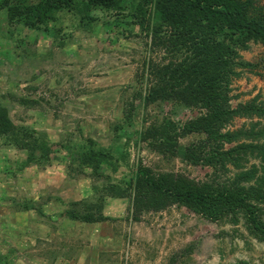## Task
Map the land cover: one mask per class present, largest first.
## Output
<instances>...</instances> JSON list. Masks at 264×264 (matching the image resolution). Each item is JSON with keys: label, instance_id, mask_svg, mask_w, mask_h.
Returning <instances> with one entry per match:
<instances>
[{"label": "rangeland", "instance_id": "374dc122", "mask_svg": "<svg viewBox=\"0 0 264 264\" xmlns=\"http://www.w3.org/2000/svg\"><path fill=\"white\" fill-rule=\"evenodd\" d=\"M256 4L264 8V0ZM0 28V102L9 108L15 125L45 132L51 143L64 146L54 147L51 165L28 168L22 174L12 173L22 152L0 146V264H232L238 260L264 264V244L248 235L242 221L212 223L174 206L133 221L129 202L108 196L103 214L111 221L81 225L60 217L67 206L57 197L64 202L92 200L99 193L93 187L104 181L93 179L89 169L79 173L76 163L69 169L74 156L65 146L73 149L81 138L89 137L106 147L114 141V126L121 125L119 133L133 136L161 115L184 122L200 111L174 115L171 103L145 107L140 102L147 87L140 77L147 76L143 59L160 64L166 56L142 35H122L111 25L102 27L97 36L73 30L59 48L41 32L2 22ZM241 55L257 67L233 81V105L255 96L264 103V48L251 44ZM17 98H26L29 104L23 106ZM131 109L132 122L124 123ZM243 122L235 119L230 129ZM192 139L187 136L180 143ZM128 150L134 164L154 171L182 174L197 182L214 175L210 167L162 157L145 143L131 142ZM125 170L103 172L127 180ZM23 202L39 206L46 217L19 209L17 204Z\"/></svg>", "mask_w": 264, "mask_h": 264}, {"label": "trees", "instance_id": "16d2710c", "mask_svg": "<svg viewBox=\"0 0 264 264\" xmlns=\"http://www.w3.org/2000/svg\"><path fill=\"white\" fill-rule=\"evenodd\" d=\"M0 19L8 26L41 32L59 48L73 30L97 36L102 27L111 25L122 35H142L166 56L160 64L143 59L147 76L140 77L147 87L140 102L145 107L171 103L174 115L200 111L184 122L161 115L133 136L119 133L121 125L114 126V141L106 147L89 137L81 138L73 149L65 146L74 156V162L67 160L72 162L69 169L76 165L79 173L89 169L93 179L104 181L93 187L99 193L92 200L64 202L57 197L67 206L60 217L81 225L111 221L103 214L108 196L127 200L133 221L174 206L212 223L242 221L248 235L264 244V103L255 96L233 105L231 94L233 81L257 67L244 61L241 53L251 44L264 48V8L256 0H0ZM17 101L29 104L26 98ZM132 110L124 123L132 122ZM235 119L244 122L232 130ZM187 136L192 142L181 144ZM121 138L124 142H119ZM131 142L145 143L165 158L210 167L214 175L197 182L134 164L128 150ZM0 146L22 152L13 174L46 168L53 162L54 147H64L51 143L45 132L15 125L1 102ZM119 168L126 169L127 180L103 172L114 174ZM17 207L46 217L30 202Z\"/></svg>", "mask_w": 264, "mask_h": 264}]
</instances>
